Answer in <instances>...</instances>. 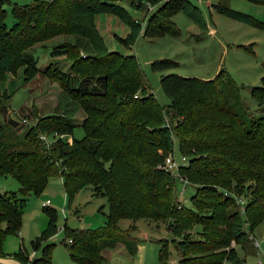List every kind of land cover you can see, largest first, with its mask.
<instances>
[{
	"label": "trees",
	"instance_id": "1",
	"mask_svg": "<svg viewBox=\"0 0 264 264\" xmlns=\"http://www.w3.org/2000/svg\"><path fill=\"white\" fill-rule=\"evenodd\" d=\"M8 1L0 0V80L21 66L25 78L37 68L28 52L35 44L62 34L76 35V41L59 42L50 51L51 57L67 58L66 70L58 60L38 70L57 81L84 115L80 139L72 136L74 122L65 111L35 117L21 136L12 128L16 121L0 124V174L19 183L18 193L0 191V255L3 237L19 227L26 196L41 193L51 176L60 175L68 198L90 186L92 195L104 196L108 204L102 226L64 227L62 243L78 264L101 263L103 247L113 249L119 243L135 253L134 240L130 246L131 237L118 221L141 217L166 222L179 255L177 264H242L231 241L241 244L250 236L247 232L264 220V75L250 88L256 110L243 102L242 86L224 69L208 79L162 74L159 85L169 101L161 104L136 56L109 49L95 16L111 14L127 25L121 41L131 46L140 33L177 34L170 15L178 9L205 30L206 20L196 4L145 0L158 4L142 28L119 0H33L10 7L14 23L8 26L4 8ZM145 1L130 4L140 8ZM212 6L264 29V22L232 9L224 0ZM150 65L163 70L177 63L159 59ZM71 75L78 77L76 85L71 84ZM41 134L50 142L41 140ZM174 141L187 160L180 164L174 159L176 172L163 167L165 156L173 154ZM178 183L194 188L188 205L178 197ZM42 208L49 219L39 239L56 231L55 210ZM52 246L46 244L32 258L22 249L13 256L23 264H50ZM158 255L160 264H171L166 261L167 240Z\"/></svg>",
	"mask_w": 264,
	"mask_h": 264
},
{
	"label": "rangeland",
	"instance_id": "2",
	"mask_svg": "<svg viewBox=\"0 0 264 264\" xmlns=\"http://www.w3.org/2000/svg\"><path fill=\"white\" fill-rule=\"evenodd\" d=\"M32 1L9 0L6 2L4 4L6 24L11 26L14 23V18L10 14V7L13 4L22 5ZM190 1L200 8L207 23L205 30L200 29L178 9L170 15L177 34L154 37L143 36L140 33L133 45L126 46L121 38L128 32V26L117 17L99 13L94 21L109 49L136 56L151 92L161 104L169 101L159 85L162 74L172 72L208 79L214 77L220 69H224L238 85L242 86L243 102L252 110H256V101L250 95V88L258 85L261 76L264 75V29L219 13L212 6L217 0ZM224 2L232 9L247 13L264 22V4H256L248 0H224ZM119 3L132 17L139 19L142 28L149 14L158 4L146 2L142 7L137 8L130 4V0H119ZM166 22L168 23L169 19ZM72 38H76V35L62 34L44 43L35 44L28 52L36 59L37 68L25 78L21 66L14 73L7 72L5 80H0V124H9L10 120L20 121L16 122L17 127L14 125L12 128L16 129L15 134L21 136L29 126L30 120L61 112L63 100L70 99L69 96L57 81L45 76L38 68H44L50 60H58L61 67H67L69 61L65 56L51 57L50 51L54 44ZM159 59H170L177 65L171 69H152L150 63ZM21 117L27 121H21ZM72 119L74 122L72 136L80 139L83 136L80 120L77 116H73ZM12 128L9 126L7 130ZM173 157L180 164H185L187 161L181 158L182 155L175 141ZM181 186L183 185L178 183V189ZM184 187L183 193L178 194V197L188 205L189 196L194 188L190 184H185ZM18 188L19 183L14 177L9 174H0V191L18 193ZM46 200H48L46 205L55 210L56 231L45 239H39L49 219L42 208ZM107 212L106 198L100 194L92 195L90 186L77 189L68 198L60 175L51 176L41 193H30L26 196L17 231L7 233L2 239L1 249L4 254L0 255V264H11L14 253L19 249L32 258L40 254L42 248L48 243L53 244L50 264H78L71 260L66 246L62 243L64 227L93 229L102 226L106 221ZM118 226L130 235V246L134 240L135 253L128 254L129 252L122 244L120 251L104 246L101 252L107 257L100 264H160L159 249L165 240H167L168 252L166 261L177 264L179 255L171 241L172 236L166 228V222L142 217L122 218L118 221ZM247 233L253 239L246 238L235 247L241 263L264 264V220L253 231ZM37 240H39L38 245L35 243ZM231 245L236 244L231 241Z\"/></svg>",
	"mask_w": 264,
	"mask_h": 264
},
{
	"label": "crops",
	"instance_id": "3",
	"mask_svg": "<svg viewBox=\"0 0 264 264\" xmlns=\"http://www.w3.org/2000/svg\"><path fill=\"white\" fill-rule=\"evenodd\" d=\"M98 26V25H97ZM98 29H99V27H98ZM100 31V30H99ZM65 41H76V38H72L71 40H65ZM57 56H64V55H56V56H54V57H57ZM68 66V65H67ZM67 67H65V69H66ZM72 77H71V79H70V81H71V84L72 85H76L77 84V82L79 81V79H78V77L77 76H74V75H71ZM61 112H63V111H65L66 113H67V115L68 116H70V117H72L73 118V116H77V118H78V120H80L81 121V119L83 118V111L80 109V107L75 103V102H73V100H71V99H68V98H65L64 100H63V105L61 106ZM21 118H23V117H21ZM15 121V120H14ZM16 122H20V121H16ZM17 125V124H16ZM252 237V236H251ZM249 238V237H248ZM249 239H253V237L252 238H249ZM122 243H119V244H117V246L116 247H114L113 249H111V250H116V251H120L121 249H122V245H121ZM119 245V246H118ZM237 245H235V247H236ZM256 246V245H255ZM124 247V246H123ZM109 253V252H108ZM107 253V255H109ZM128 254H130V255H134V253L133 254H131V253H128ZM104 256V255H103ZM105 257H107V256H104V260H105ZM13 259L14 260H12L11 261V264H23L20 260H18L17 258H15L14 256H13ZM103 260V261H104ZM98 264H100V263H98Z\"/></svg>",
	"mask_w": 264,
	"mask_h": 264
},
{
	"label": "built area",
	"instance_id": "4",
	"mask_svg": "<svg viewBox=\"0 0 264 264\" xmlns=\"http://www.w3.org/2000/svg\"><path fill=\"white\" fill-rule=\"evenodd\" d=\"M23 122H26L27 120L25 118H22ZM31 124L34 123L33 120H30L29 121ZM54 136H57V133H54ZM53 136V137H54ZM40 139L43 140L45 143H49L50 142V138H47V136H45L44 134H41L40 136ZM182 159L184 160L185 158L182 157ZM177 162L174 160V157H173V154L172 153H168L165 158H164V163H163V167L166 168V169H169V170H173L176 172V169H177ZM174 172V173H175ZM182 180V179H180ZM183 183H184V180H182ZM184 191V185L181 186V188L178 190V194L181 195ZM48 203V200L44 201L43 205H46ZM251 237V236H249ZM254 244L257 246V243L254 242ZM260 264V263H258Z\"/></svg>",
	"mask_w": 264,
	"mask_h": 264
}]
</instances>
